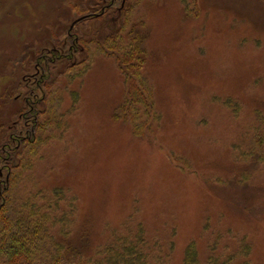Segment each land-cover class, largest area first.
I'll return each mask as SVG.
<instances>
[{"label":"rangeland","instance_id":"rangeland-1","mask_svg":"<svg viewBox=\"0 0 264 264\" xmlns=\"http://www.w3.org/2000/svg\"><path fill=\"white\" fill-rule=\"evenodd\" d=\"M109 3L0 0V155L9 144L19 161L33 132L41 137L18 192L62 187L75 211L69 235L59 237L86 255L114 230L141 224L152 264H184L191 242L198 264L212 254L264 264V0H116L104 17L72 29L76 67L64 72L70 61L53 54L42 60L79 15ZM123 18L118 42L127 50L139 41L146 112L132 102L118 52L97 45ZM28 88H36L33 111ZM59 114L61 127L42 132Z\"/></svg>","mask_w":264,"mask_h":264},{"label":"trees","instance_id":"trees-1","mask_svg":"<svg viewBox=\"0 0 264 264\" xmlns=\"http://www.w3.org/2000/svg\"><path fill=\"white\" fill-rule=\"evenodd\" d=\"M85 10L87 12L89 8L87 7ZM80 11L84 12V9ZM89 13L79 15L78 19L74 20L75 24L70 28L67 39L63 40L62 43H54L56 47H52L50 52H48V54L58 56L57 59H68L70 61L62 69L64 72L77 66V62H74L77 47L72 43V40H74L72 38V29L76 26L77 22L79 23L78 25H85L86 23H91L92 20L96 19L97 21L100 19L99 16L91 17L92 15H90L87 17ZM128 25L129 20L125 18L115 34L106 36L97 45L100 52L110 54L118 52L116 59L122 71L126 74V82L131 83V91L134 90L131 97L132 102L139 101L142 103L146 112L151 102H146L143 94L147 91L149 92L150 87H148L146 76L141 72L143 67L142 63H140L141 58L137 57V54L141 52L139 41L134 38L130 40L127 50H122L121 43L119 44L118 42L120 38L119 31L122 28H127ZM100 27L103 28V25ZM80 38L86 46H91V38L84 34ZM58 46L60 47L57 48ZM127 59L130 62L128 65L125 64ZM89 60V56H86L78 62L82 65L83 71L88 69ZM136 60L139 61L138 64L132 62ZM73 78L74 74H71L70 79ZM136 81H138L141 88L133 89L132 85ZM51 102L53 101L51 100ZM59 107L56 109L58 110ZM50 108L53 110L54 104ZM57 116L53 117L55 121H58L57 125L53 121L51 125L54 124L55 126L52 125L53 127H51L49 122H45L41 131L45 132L44 130L48 131V128L61 127L63 116L60 114ZM40 138L39 136L35 137V134H33L28 139L30 140L28 151L16 154L20 156L19 161L17 157H14V160L12 158L9 162V175L5 188L1 193L2 199L0 200V264H152L149 243L141 224L138 225L136 230L128 228L127 232L124 233L117 229L114 230L110 239L104 245L97 248L94 254L86 255L81 250H78L76 246L72 247L66 242V239L59 237L60 235H69L70 218L75 211L73 198H68L62 187H54L51 190V194H47L41 190L27 197L20 195L18 192L19 181L23 177L24 171L29 169L33 164L32 162L39 148ZM255 141L260 143V140L255 139ZM66 200H70V210L63 208L62 202ZM57 228L59 234L55 232ZM242 251L246 253L244 255L247 257L250 252V245L245 243L242 246ZM236 260V256H228L223 259L215 254L210 256V264H250L247 258H244L240 262H236ZM183 263H199L195 242H191L187 246Z\"/></svg>","mask_w":264,"mask_h":264},{"label":"flooded vegetation","instance_id":"flooded-vegetation-1","mask_svg":"<svg viewBox=\"0 0 264 264\" xmlns=\"http://www.w3.org/2000/svg\"><path fill=\"white\" fill-rule=\"evenodd\" d=\"M115 3H116V0H111V3H109V4H106L105 6H103L99 11H93V10H91V12L89 13V14H87V17L88 16H90V15H92L91 17H95V16H99L100 18H102V17H104V15L107 13L106 11H109V9L111 10L112 8H113V6H115ZM90 7L91 6H89V9H90ZM88 11H90V10H88ZM53 45H55V44H53ZM54 47H56V46H53V48ZM60 46H58L57 48H59ZM71 48H72V46H70ZM73 49V48H72ZM44 52H46V51H44ZM48 52H50V50L48 51ZM47 55H48V53L47 54H44V53H42V60H46L47 59ZM41 56V55H40ZM40 56H39V59H40ZM56 56V55H55ZM56 57H58V56H56ZM62 60V59H61ZM49 62V61H48ZM45 70L44 69H42V75H41V79H42V82H41V79L39 78V83L38 84H36L35 86H37V89H38V91H40L41 90V88H42V85H43V81H44V78H45ZM27 92V94H26V100H25V102L26 103H28V105L29 106H31L30 107V110L31 111H33L34 109H33V105L34 104H32L31 105V102L33 101L34 102V100H33V97L31 98V94H35L36 93V88L35 89H33V91H31V89L30 88H28V90L26 91ZM30 94V95H29ZM21 113H23V111L22 112H20V114ZM24 115V114H23ZM28 126H30V124L28 123V122H26L25 123V132H26V134H27V132H29L30 131V129L28 130ZM34 129V131H35V127L34 128H32V130ZM24 131V130H23ZM31 132H33V131H31ZM33 134H34V132H33ZM25 137H27V136H25ZM17 139V140H16ZM23 139L24 138H16L15 136H13V142H17V143H21V141H23ZM26 139V138H25ZM24 139V140H25ZM13 148V147H12ZM15 149H17V148H15ZM3 152H2V154L3 155H0V161H3L4 162V164L2 165V166H0V197H1V193H2V191H3V189L5 188V184L7 183V178H8V172H9V165H10V160L12 159V157H13V152H15V150H12L11 149V146L9 145V144H6V145H4L3 146ZM2 167H4V169H6L7 170V174L5 175L4 174V172H3V168ZM2 198V197H1Z\"/></svg>","mask_w":264,"mask_h":264}]
</instances>
